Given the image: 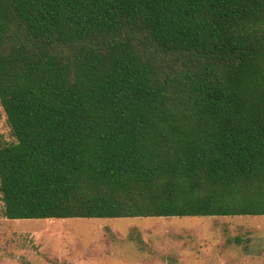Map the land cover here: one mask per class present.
<instances>
[{
	"label": "trees",
	"instance_id": "1",
	"mask_svg": "<svg viewBox=\"0 0 264 264\" xmlns=\"http://www.w3.org/2000/svg\"><path fill=\"white\" fill-rule=\"evenodd\" d=\"M3 216H264V0H0Z\"/></svg>",
	"mask_w": 264,
	"mask_h": 264
},
{
	"label": "rangeland",
	"instance_id": "2",
	"mask_svg": "<svg viewBox=\"0 0 264 264\" xmlns=\"http://www.w3.org/2000/svg\"><path fill=\"white\" fill-rule=\"evenodd\" d=\"M0 104V144L13 142ZM0 264H264V216L30 219L3 216Z\"/></svg>",
	"mask_w": 264,
	"mask_h": 264
},
{
	"label": "crops",
	"instance_id": "3",
	"mask_svg": "<svg viewBox=\"0 0 264 264\" xmlns=\"http://www.w3.org/2000/svg\"><path fill=\"white\" fill-rule=\"evenodd\" d=\"M53 220H56V219H53ZM60 220V219H59Z\"/></svg>",
	"mask_w": 264,
	"mask_h": 264
}]
</instances>
